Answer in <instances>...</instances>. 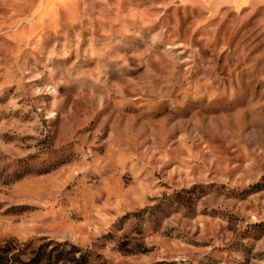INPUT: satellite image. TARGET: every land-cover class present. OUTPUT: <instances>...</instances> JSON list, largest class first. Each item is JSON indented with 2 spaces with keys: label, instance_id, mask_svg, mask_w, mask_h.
<instances>
[{
  "label": "rangeland",
  "instance_id": "1",
  "mask_svg": "<svg viewBox=\"0 0 264 264\" xmlns=\"http://www.w3.org/2000/svg\"><path fill=\"white\" fill-rule=\"evenodd\" d=\"M8 264H264V0H0Z\"/></svg>",
  "mask_w": 264,
  "mask_h": 264
},
{
  "label": "trees",
  "instance_id": "2",
  "mask_svg": "<svg viewBox=\"0 0 264 264\" xmlns=\"http://www.w3.org/2000/svg\"><path fill=\"white\" fill-rule=\"evenodd\" d=\"M2 249L0 248V264H8L9 258L7 256H4V254L1 252ZM40 259H34L32 262H28L25 264H38Z\"/></svg>",
  "mask_w": 264,
  "mask_h": 264
}]
</instances>
